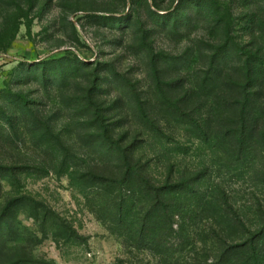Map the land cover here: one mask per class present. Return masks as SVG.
Listing matches in <instances>:
<instances>
[{"label":"rangeland","instance_id":"rangeland-1","mask_svg":"<svg viewBox=\"0 0 264 264\" xmlns=\"http://www.w3.org/2000/svg\"><path fill=\"white\" fill-rule=\"evenodd\" d=\"M247 60L264 81V0H0V264H211L248 233L264 264V86L242 147L219 100ZM144 181L194 191L164 197L163 257L132 229ZM223 196L244 227L213 217Z\"/></svg>","mask_w":264,"mask_h":264},{"label":"trees","instance_id":"trees-1","mask_svg":"<svg viewBox=\"0 0 264 264\" xmlns=\"http://www.w3.org/2000/svg\"><path fill=\"white\" fill-rule=\"evenodd\" d=\"M257 66L250 61L247 60L245 63V74L246 77L244 83L233 84L232 87L237 88L239 100L232 103L230 101V95H223L219 100L224 102L227 105L234 106L235 109L239 110V125L237 126V130L233 133V139L240 144V146L246 145L248 142L252 143L256 140L253 135L254 130H252L250 124L253 121L252 116V96L263 97L261 89L264 86V81L260 80L259 77H256L254 74L258 72ZM256 91V92H254ZM259 105V112L264 114V100ZM264 143V130L257 138L255 142ZM254 142V143H255ZM133 170V169H132ZM145 182V186L148 187V202L146 205V210L140 218L135 228H132L137 236H139L140 241L136 245H140L141 247H148L155 252L160 253L161 257H163V253H166V241L169 239L173 233H176L174 230V225L176 224V218L183 217L182 208L180 205L174 201L169 200L170 196L173 194H184V195H193L194 191L189 189L184 184H178L174 187H162V188H153L149 182ZM162 197V198H161ZM164 197H169L168 200H164ZM121 203L118 202L116 206L119 208V212H121ZM215 205L219 208V210L214 209L213 217H219L221 221L224 220L223 217L226 218L231 223L236 224L239 227H244L242 221L237 217L235 213L232 212V208L228 205L227 201L224 200V196L222 199L215 203ZM185 214V213H184ZM209 219H212L209 217ZM215 220V219H214ZM121 224V222L119 223ZM123 224V223H122ZM129 233V231L127 232ZM209 233L214 237V240L221 241L223 238L225 229L219 224V222H214V227L210 226ZM257 236L248 233V238L246 241L238 246H229L223 242L222 249L220 255V259L212 262L211 264H219L221 258L225 259L227 254L231 252V250L242 249L247 251L249 254V258L247 262L244 264H257V250L258 244L256 240ZM128 241V240H127ZM129 242V241H128ZM163 263L166 264V261L163 259Z\"/></svg>","mask_w":264,"mask_h":264}]
</instances>
